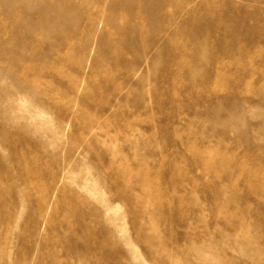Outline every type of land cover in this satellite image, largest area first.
<instances>
[{
	"label": "rangeland",
	"instance_id": "obj_1",
	"mask_svg": "<svg viewBox=\"0 0 264 264\" xmlns=\"http://www.w3.org/2000/svg\"><path fill=\"white\" fill-rule=\"evenodd\" d=\"M24 1L0 264H264V0Z\"/></svg>",
	"mask_w": 264,
	"mask_h": 264
},
{
	"label": "bare ground",
	"instance_id": "obj_2",
	"mask_svg": "<svg viewBox=\"0 0 264 264\" xmlns=\"http://www.w3.org/2000/svg\"><path fill=\"white\" fill-rule=\"evenodd\" d=\"M2 1H5V0H2ZM23 1H24V0H23ZM36 1H37V0H36ZM38 1H39V0H38ZM41 1H42V0H41ZM41 1H40V2H41ZM67 1H68V0H67ZM8 2H9V1H8ZM24 2H27V1H24ZM44 2H45V1H44ZM51 2H52V1H51ZM53 2H54V1H53ZM57 2H58V1H57ZM64 2H65V1H64ZM64 2H63V4L65 5L66 2H65V3H64ZM69 2H71V1L69 0ZM0 3H2V2H0ZM5 3H6V2H5ZM48 3H49V2H48ZM61 3H62V1H61ZM53 4H54V3H53ZM67 4H68V3H67ZM67 4L65 5L66 7H67ZM72 4H73V3H72ZM8 5H9V4H8ZM49 5H50V4H49ZM59 5H60V3H59ZM0 6H1V5H0ZM6 6H7V5H6ZM60 6H61V5H60ZM71 6H72V5H71ZM5 8H6V7H5ZM5 8H4V9H5ZM21 8L23 9V7H21ZM58 8H59V7H58ZM9 9H10V8H9ZM22 9H21V11H22ZM62 9H64V8H62ZM62 9H61V11H62ZM65 9H66V8H65ZM74 9H75V8H73V10H74ZM6 10H8V9H6ZM10 10H11V9H10ZM55 11H56V10H55ZM55 11H54V13L57 12V11H56V12H55ZM27 12H29V11H27ZM41 12H42V11H41ZM74 12H75V11H74ZM31 13H33V12H31ZM35 13H36V12H35ZM52 13H53V12H52ZM20 14H21V13H20ZM23 14H25V12H24ZM45 14H46V13H45ZM28 15H29V14H28ZM31 15H32V14H31ZM58 15H59V14H58ZM72 15H73V14H71V16H72ZM29 16H30V15H29ZM49 16H50V15H49ZM56 16H57V15H56ZM65 16H66V15H65ZM65 16H64V17H65ZM51 17H52V16H51ZM60 17H61V16H60ZM64 17H63V18H64ZM32 18H33V17H32ZM40 18H41V17H40ZM45 18H46V17H45ZM47 18H48V17H47ZM47 18H46V19H47ZM52 18H53V17H52ZM52 18H51V19H52ZM36 19H37V18H36ZM36 19H35V20L33 19L34 22L36 21ZM51 19H50V20H51ZM66 19H68V17H67ZM19 20H20V19H18V21H19ZM27 20L30 21L31 19L29 20V19L27 18ZM70 20H71V19H70ZM18 21H16V22H18ZM20 21H21V20H20ZM20 21H19V23H20ZM44 21H45V20H44ZM59 21H60V20H59ZM62 21H63V20H62ZM64 21H65V20H64ZM25 22H26V21H25ZM51 22H52V21H51ZM51 22H49V23H51ZM65 22H66V21H65ZM69 22H70V21H69ZM21 23H22V21H21ZM28 23H29V22H28ZM37 23H38V22H37ZM14 24H15V23H14ZM25 24H26V23H25ZM52 24H53V23H52ZM52 24H51V25H52ZM26 25H27V24H26ZM53 25H54V24H53ZM58 25H59V24H58ZM64 25H65V24H64ZM71 25H72V24H71ZM13 26H14V25H13ZM24 26H25V25H24ZM68 26H69V25H68ZM73 26H74V25H73ZM21 27H22V26H21ZM28 27H29V26H28ZM13 28H14V27H13ZM22 28H23V27H22ZM51 28H52V27H51ZM196 28H197V27H196ZM23 30H24V28H23ZM26 30H27V29H26ZM50 30H51V29H50ZM29 31H30V30H29ZM54 31H55V30H54ZM25 32H26V31H25ZM27 32H28V31H27ZM197 34H198V33H197Z\"/></svg>",
	"mask_w": 264,
	"mask_h": 264
}]
</instances>
